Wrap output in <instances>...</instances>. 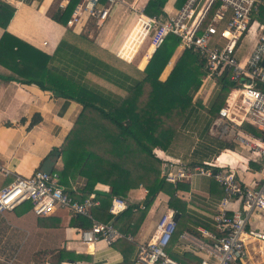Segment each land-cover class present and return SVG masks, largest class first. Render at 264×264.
Masks as SVG:
<instances>
[{
  "label": "trees",
  "instance_id": "16d2710c",
  "mask_svg": "<svg viewBox=\"0 0 264 264\" xmlns=\"http://www.w3.org/2000/svg\"><path fill=\"white\" fill-rule=\"evenodd\" d=\"M77 2L73 0L63 11H51V19L66 25ZM215 6L209 10L206 22ZM161 7L162 2L150 0L144 13L158 15L162 13ZM13 12V7L0 0L1 28L6 29ZM229 14L218 25L219 30L225 26ZM252 14L264 25V2ZM178 45L179 38L169 33L145 67L139 69L71 28L65 30L51 55L6 30L0 37V65L11 73L4 78L34 83L42 90L53 91L81 106L59 149L65 159L63 166L55 169L60 173L61 183H66L68 177L85 178L86 184L79 190L81 194L68 191L77 200L88 196L96 183L109 187V192L95 195L99 205L92 214L99 221L112 219L108 212L112 196L125 198L129 190L139 186L147 193L144 208L137 211L145 212L156 195L165 191L169 195L168 208L182 217L187 211V203L176 195V191L187 190L188 185L173 184L161 176L164 161L159 153L180 157L185 160V167L190 168L202 165L223 147H231L208 133L233 86L225 73L208 106L198 97L194 100L205 75L204 58L198 53L182 50L166 79L159 78ZM39 121L40 116L35 113L30 125ZM240 128L252 135L264 136V132L248 122H242ZM26 204L30 209V204ZM134 207L129 205L124 211L127 213L125 223L134 219ZM43 218L44 225L59 224L50 216ZM74 219L82 229L91 224L90 219L82 216ZM177 227L176 222L175 232L179 233ZM119 229L125 232L123 225ZM57 252L55 263L60 260Z\"/></svg>",
  "mask_w": 264,
  "mask_h": 264
},
{
  "label": "crops",
  "instance_id": "0c3cea01",
  "mask_svg": "<svg viewBox=\"0 0 264 264\" xmlns=\"http://www.w3.org/2000/svg\"><path fill=\"white\" fill-rule=\"evenodd\" d=\"M1 1L13 7L14 12L6 29L0 27V37L6 30L32 47L51 55L65 30L71 28L75 33L87 35L97 45L110 52L115 54L117 52L123 60L133 62L141 46V39L137 36V13L140 10L144 12L145 8L149 7L150 0H117L104 19L84 13L75 25L68 23L64 25L51 19L50 12L58 9L60 0ZM101 1L103 4L106 3L105 0ZM158 1L162 2V13L157 15L153 12V15L165 18L173 15L185 0ZM251 20L253 27L261 25L264 32V25L255 19V15L252 14ZM254 42L255 39L249 33L240 46L239 57L245 59L252 50ZM182 50L178 45L159 78L169 75ZM152 52L153 47L149 44L146 52L140 57L139 64L136 65L139 69L145 67ZM8 75H11L10 71L0 65V167L11 172V175L4 176L0 171V188L10 182L14 175L28 176L41 168L55 169L59 165V157L57 153L53 155L51 152L53 149H59L65 138L63 135L74 120H70L71 116L77 114L81 108L78 103L65 100L53 91L42 90L34 83L24 84L17 79L4 78ZM209 82L205 84L204 89ZM218 87L216 84L209 97L204 89H201L205 106L214 99ZM236 95L237 92L233 91L232 96L235 98ZM35 113L40 116V121L30 125ZM239 113L238 115H242ZM237 130L239 134L249 136V133L241 130L239 126ZM208 133L210 134L209 130ZM218 138L231 147H223L213 155L214 157L221 155L222 160H231L235 166H240L237 173L246 184L253 185L262 178L263 159L253 161L251 154L239 144L231 142L233 140ZM159 155H162L163 161L165 157L178 158L182 164H185V160L180 157L164 152ZM209 160L210 158L204 161ZM83 178L68 177L69 184L67 182L64 184L69 190L76 192L74 194L79 195L81 193L79 190L86 184L85 178L82 181L83 186L78 184ZM179 183L188 185L187 190L176 191V195L187 203V211L182 217L177 213L176 222L180 231L173 234L167 246V253L174 260L183 263L213 260L204 251L188 244L180 235L186 232L206 240L201 230H214L213 216L223 196L221 186L210 177L203 175H193ZM92 192L97 196L98 192H109V187L96 183ZM146 193L147 190L142 186L128 191L125 199L129 205H135L136 210L133 208L135 213L132 212L135 217L133 220L130 218L131 222L125 223L127 213L122 212L114 221L119 228L123 225L124 233L129 234L131 240L119 239L111 244L103 240L93 245L83 243L79 234L82 228L76 223L74 219L76 216L71 215L65 208H58L54 213L44 216H50L54 222L58 221L57 225H44L45 218L35 215L27 204L2 212L0 213V263L10 264L9 259L16 253L15 246L24 242V258L18 264H62L63 260H72L79 264H140L135 260L137 244L152 239L158 218L163 212L170 210L167 206L168 193L160 191L145 212L137 211L143 204ZM97 206L91 209V214L95 209L97 210ZM236 206L237 203L234 201L228 204L230 210ZM250 224L261 229L264 227V218L260 214H253ZM57 251L60 260L55 263L54 256L57 255ZM244 264H264V254L251 253Z\"/></svg>",
  "mask_w": 264,
  "mask_h": 264
},
{
  "label": "built area",
  "instance_id": "2783aa9c",
  "mask_svg": "<svg viewBox=\"0 0 264 264\" xmlns=\"http://www.w3.org/2000/svg\"><path fill=\"white\" fill-rule=\"evenodd\" d=\"M105 1V4L101 0L78 1L71 10L68 25L78 23L84 13L104 19L117 0ZM263 1L185 0L173 15L159 18L156 15H146L140 10L136 20L137 36L141 39V44L148 39L153 52L171 33L179 38L181 49H190L204 58L205 75L194 100L197 97L203 100L201 92L205 84L211 79L218 84L225 73L233 86L228 92V99H225L211 123L209 132L220 138L229 137L248 151L253 161L264 160V136L249 133L246 137L238 133L237 127L240 128L242 122H248L264 132V32L261 25L253 27L251 20L252 13ZM72 2L73 0H60L57 7L63 11ZM214 6V12L206 22L208 12ZM228 13L225 26L219 30L218 25ZM249 33L255 42L244 59L239 57V50ZM233 91L237 92L235 98L232 96ZM220 156L190 168L185 167L178 158L165 157L161 172V176L173 184L188 180L193 175H203L221 186L223 196L213 216L214 230H201L206 240L186 232L180 235L188 244L204 251L213 260L183 263L168 255L167 246L176 229V212L168 210L158 218L152 239L137 244L135 260L138 263L244 264L249 254H264V227L259 229L250 224L253 214H260L264 218V169L262 178L249 185L237 173L240 166H235L231 160H222ZM0 171L4 176L11 175L3 167H0ZM68 190L60 182V173L56 169L37 170L28 176L14 175L10 182L0 188V213L26 203L30 204V209L37 216L49 215L58 208H65L73 216H84L91 220L90 226L79 232L80 240L85 244L93 245L101 240L107 244L119 239L131 240L129 234L119 230L115 221L102 222L93 218L91 209L99 204L94 192L77 200ZM232 201L237 206L230 210L228 204ZM128 206L125 198L114 195L108 212L115 217ZM139 207L144 208V205ZM61 263L79 264L72 260H63Z\"/></svg>",
  "mask_w": 264,
  "mask_h": 264
},
{
  "label": "rangeland",
  "instance_id": "374dc122",
  "mask_svg": "<svg viewBox=\"0 0 264 264\" xmlns=\"http://www.w3.org/2000/svg\"><path fill=\"white\" fill-rule=\"evenodd\" d=\"M149 46V40L148 39H146L145 41H144V43L143 44H141V46H140V49L138 50V52H137V54H136V58H135V60L132 62L133 64H135V65H138L139 63H138V61H139V59H140V57L144 54V52H146V48ZM175 53V52H174ZM176 55V54H175ZM122 59V58H121ZM147 64V63H146ZM138 68V67H137ZM166 78V77H165ZM165 78H160L161 80H164ZM217 84V82L214 80V79H211L210 80V82H209V84L207 85V87L204 89V92H205V94L207 95V97H209V95L210 94H212V92L214 91V87H215V85ZM197 99V98H196ZM78 114V113H77ZM77 114H75L74 116H71V119L70 120H73V119H75L76 118V116H77ZM74 121V120H73ZM69 128H70V125H69ZM69 128H68V130L65 132V134L63 135V137H65L66 135H67V133H68V131H69ZM214 137H216V138H218V136L215 134L214 135ZM219 139V138H218ZM225 139H228V140H230V138L229 137H226ZM63 141H64V139H63ZM62 141V142H63ZM231 142H233V143H235L236 144V142H234V141H231ZM62 144V143H61ZM61 144H60V146H61ZM60 146H59V149H60ZM59 149L57 148V149H53L52 150V154L54 155L55 153H57L58 154V157H59V160H58V162H59V165L57 166V168H61L62 166H63V163H64V161H65V159H64V157L59 153L60 151H59ZM214 158V156H212L211 158H210V161L212 160ZM11 177H13V176H11ZM81 176H76V178L78 179V178H80ZM81 180V179H80ZM82 181H84V178L81 180V181H79L78 182V184H80L81 186H83L82 185ZM69 179L67 178V183L69 184ZM81 182V183H80ZM67 184V185H68ZM23 243L24 242H22V243H19V244H17V246H15V249H16V253H14V254H12V258H10L9 259V261H10V264H18V262H22L23 261V259L22 258H24V254H25V252H24V247H23ZM14 252V251H13ZM1 264V263H0ZM3 264H7V263H3Z\"/></svg>",
  "mask_w": 264,
  "mask_h": 264
},
{
  "label": "water",
  "instance_id": "95a60500",
  "mask_svg": "<svg viewBox=\"0 0 264 264\" xmlns=\"http://www.w3.org/2000/svg\"><path fill=\"white\" fill-rule=\"evenodd\" d=\"M263 63H264V60H263ZM54 158H55V157H54ZM41 170H47V169H45V168H41ZM49 170H50V169H49ZM177 217H178V214L175 213V214H174V220H175V221H177ZM116 218H117V216H115V217L113 218L112 221L116 220Z\"/></svg>",
  "mask_w": 264,
  "mask_h": 264
}]
</instances>
